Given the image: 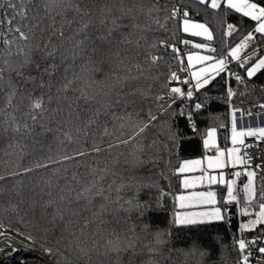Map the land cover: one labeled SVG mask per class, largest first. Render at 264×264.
Returning a JSON list of instances; mask_svg holds the SVG:
<instances>
[{"label": "snow or ice", "instance_id": "obj_1", "mask_svg": "<svg viewBox=\"0 0 264 264\" xmlns=\"http://www.w3.org/2000/svg\"><path fill=\"white\" fill-rule=\"evenodd\" d=\"M201 13L218 27L197 20ZM230 14L254 25L229 22ZM0 45V135L32 137L35 156L23 166L27 145L8 144L5 155L17 161L0 173V200L8 203L3 211L23 212L20 222L41 233L51 264H186L190 258L199 264L209 255L195 244L166 248L172 231L151 227L153 204L138 193L155 186L145 182L144 166L170 164L164 153L179 137L165 117H185L199 135L194 116L218 77L227 85L231 147L218 146L216 127L203 133V147L214 155L183 161L173 172L186 193L174 196L176 207L203 210L176 211L170 223L180 230L230 227L235 206L236 264H252L253 249L264 257V163L253 166L248 152L264 142V127L237 129L243 110L233 98L244 93L230 83L247 88L264 71V0H0ZM161 79L166 91L155 87ZM154 128L157 136L149 139ZM48 133L51 144L37 139ZM66 142L75 145L71 152Z\"/></svg>", "mask_w": 264, "mask_h": 264}, {"label": "trees", "instance_id": "obj_2", "mask_svg": "<svg viewBox=\"0 0 264 264\" xmlns=\"http://www.w3.org/2000/svg\"><path fill=\"white\" fill-rule=\"evenodd\" d=\"M175 2V0H173ZM188 0H182L181 3H187ZM260 2V0H257ZM197 20H207L210 26L218 27L215 25L214 18L211 14L204 15L201 13L200 16L196 17ZM229 22H236L240 20V23L244 25L245 28L249 24H253L249 18H240L239 14H230L227 17ZM219 34V32L217 33ZM181 38H187L180 34ZM195 42H199V38H193ZM2 46V45H0ZM181 47H183L181 45ZM166 60H171V56L166 57ZM78 63V61H77ZM65 67H70V64L66 63ZM233 70L243 74L242 70L232 66ZM168 64L165 63L162 65V71L167 74ZM173 70H175V65H173ZM70 75V73H69ZM151 83V81H149ZM164 79H161L155 82V87L158 91H166L163 88ZM233 90L238 93H244V95H237L233 98V104L243 110V115L253 116V115H263L264 110L259 108V105L264 103V71L257 73L251 81L248 82L249 86L247 88L238 85L237 82L232 79L230 81ZM225 80L218 77L216 81L213 82V85L209 86V90L206 95L211 97L207 102L205 109H202L200 113L194 116V120L197 123L199 130V135L191 131L190 124L185 117H182L178 114H173L171 118L165 117L178 133V139L174 145H170L171 153H164L165 160L170 161L169 165L165 164V161L162 160L156 168H153L151 164L144 166L141 169V173L145 176L146 183H155V186L151 188H143L139 191L138 197L142 201H149L153 204L152 210L147 216V220L150 223L151 227L154 230H160L165 233L172 231V235L167 237L166 248L175 246L180 249H187L193 244L198 245L201 250L208 251L209 255L205 256L199 264H236V261L239 258V253L232 250L233 244V235H239L237 232L238 224L240 218L238 216V209L235 206H232L231 216V226L223 223H214L211 225H201L194 227L191 230L185 228L183 230L174 229L171 225V220L173 218V213L176 212V202L174 196L181 191L180 177L173 175V172L179 167L181 162L188 158H194L201 156L203 153V133L209 127L217 128L218 136V146L219 147H228L230 144V130H231V117H230V106L225 102L226 95ZM199 95L200 100L204 99V95ZM185 102V103H194ZM182 106L180 100H177V103L173 105V108L176 109L177 113L179 108ZM248 112H251L252 115H249ZM240 113V112H238ZM241 114V113H240ZM19 117V113L16 114ZM4 119L3 115H0V122ZM221 125H224L221 127ZM36 131L39 132V127L36 128ZM158 128H154L149 134V139H152L157 136ZM52 134L48 133L45 136L37 137V139L43 140L45 143L51 144V141L48 139ZM11 138V139H10ZM163 138L162 136L160 137ZM13 141H19L22 145H27L25 148V155L22 160L19 161L23 166L31 165L35 156L33 155L32 148V137H23L16 135L14 136L11 132L6 135H0V173H2L6 168L13 167V162L17 161L16 155H5L6 151H11L8 148V144ZM65 148L71 152L72 148L75 147L74 144L65 143ZM58 149L55 144H52V152L55 156ZM45 154H47V149H45ZM151 170V171H149ZM83 171V169H81ZM165 174L164 177L160 176V172ZM151 176L149 180L147 177ZM166 177V178H165ZM161 189L165 193L161 197ZM159 200V202H157ZM8 207L6 200H0V224L5 225V227L10 228L12 231L18 233L9 232L18 236L19 238L27 239V235H31L35 238L32 240L33 243L38 245L41 248L43 246V236L39 231H37L32 224L20 222V216L24 215L21 212L19 215L13 212H6L3 209ZM29 218L25 216V221ZM246 219V218H245ZM264 227V226H261ZM5 232V231H4ZM256 232H247L244 234V238L252 237L256 235ZM147 239H150L148 237ZM147 239L145 242H147ZM26 241V240H24ZM28 242V241H26ZM29 243V242H28ZM48 243H51V240H48ZM227 254V260L225 261L222 256ZM147 259V255L144 257ZM179 259L183 261V257L180 256ZM51 264V263H50ZM163 264V261H161ZM186 264H197V258H190L186 261Z\"/></svg>", "mask_w": 264, "mask_h": 264}, {"label": "built area", "instance_id": "obj_3", "mask_svg": "<svg viewBox=\"0 0 264 264\" xmlns=\"http://www.w3.org/2000/svg\"><path fill=\"white\" fill-rule=\"evenodd\" d=\"M181 1L182 0H180V3ZM248 142H252V138H248ZM248 152L253 157L256 158L253 162V166L258 163H264V142H262L259 145V147L248 149ZM249 238L251 237H246V239H249ZM36 257L42 258L43 260H45V262H41V260L39 259L37 260ZM16 260H17V257H16ZM50 262H51L50 259H48L46 256L42 257L37 254H29V255L23 256L22 258L17 260V262H15L14 264H50ZM8 264H12V263H8ZM252 264H264V257H262L261 254L256 252L255 249H253Z\"/></svg>", "mask_w": 264, "mask_h": 264}, {"label": "bare ground", "instance_id": "obj_4", "mask_svg": "<svg viewBox=\"0 0 264 264\" xmlns=\"http://www.w3.org/2000/svg\"><path fill=\"white\" fill-rule=\"evenodd\" d=\"M4 234L11 235L5 232ZM13 253H16L17 260L29 254H37L42 257H45L46 255L42 249L37 246H32L30 243L25 241H15L10 238L0 241V261L6 259Z\"/></svg>", "mask_w": 264, "mask_h": 264}, {"label": "crops", "instance_id": "obj_5", "mask_svg": "<svg viewBox=\"0 0 264 264\" xmlns=\"http://www.w3.org/2000/svg\"><path fill=\"white\" fill-rule=\"evenodd\" d=\"M250 125L254 126V127H257L259 125H261V126L264 125V114L263 115L262 114L261 115H253V116H246V115L241 116L240 113H237V129L238 130H241V129L247 130ZM230 134H231V130H230ZM217 144H218V136H217ZM228 147H230V145ZM220 148L224 149L227 147H220ZM205 155H214V150L206 152L205 149H203V153L201 156L194 157V158H188V159H185L183 161L201 159ZM195 174H198V173H192V175H195ZM242 179H245V178H242ZM181 193L186 194L185 190L183 188L181 189V191L178 194H181ZM201 210H203V209H199V208H196V209H180L177 207L176 211H201Z\"/></svg>", "mask_w": 264, "mask_h": 264}, {"label": "rangeland", "instance_id": "obj_6", "mask_svg": "<svg viewBox=\"0 0 264 264\" xmlns=\"http://www.w3.org/2000/svg\"><path fill=\"white\" fill-rule=\"evenodd\" d=\"M261 123V122H260ZM259 127H264V125H259V126H257V127H254V126H249V128H259ZM230 145V147H231V144H229ZM5 231V233H8V234H11V233H9V232H13V233H16V232H14V231H12L10 228H8V227H4V228H0V232H4ZM9 231V232H8ZM18 236H20L18 233H16ZM11 235H13V236H11ZM11 235H7V234H4V236H0V241H2V240H4V239H6V238H10V239H13V240H15V241H24V240H26V241H28V242H31V243H33L32 241H30V240H28V239H25L24 238V240L23 239H21V238H19L18 236H16V235H14V234H11ZM20 237H22V236H20ZM23 238V237H22ZM25 241V242H26ZM35 244V243H34ZM36 245V244H35ZM36 246H38V245H36ZM39 247V246H38ZM39 248H41V247H39ZM43 251H44V248H41ZM45 252V251H44ZM46 254V253H45ZM48 259H50V257L46 254L45 255ZM36 259L38 260H41V262H45V260H43L42 258H40V257H36ZM30 261H32V260H30ZM50 261H51V259H50ZM51 263V262H50Z\"/></svg>", "mask_w": 264, "mask_h": 264}, {"label": "water", "instance_id": "obj_7", "mask_svg": "<svg viewBox=\"0 0 264 264\" xmlns=\"http://www.w3.org/2000/svg\"><path fill=\"white\" fill-rule=\"evenodd\" d=\"M172 86H178L176 85V83L174 82ZM32 246H36L34 243L29 242ZM38 247V246H37ZM41 249V248H40ZM16 253H13L11 255H9L6 259H3L0 261V264H8V263H12L14 264L15 262H17L16 260Z\"/></svg>", "mask_w": 264, "mask_h": 264}]
</instances>
